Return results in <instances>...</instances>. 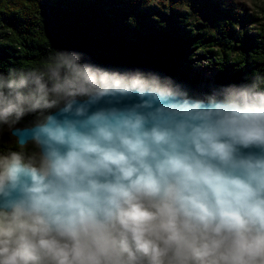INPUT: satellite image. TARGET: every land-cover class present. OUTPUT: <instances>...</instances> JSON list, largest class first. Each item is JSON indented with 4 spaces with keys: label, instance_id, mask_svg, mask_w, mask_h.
I'll use <instances>...</instances> for the list:
<instances>
[{
    "label": "clouds",
    "instance_id": "1",
    "mask_svg": "<svg viewBox=\"0 0 264 264\" xmlns=\"http://www.w3.org/2000/svg\"><path fill=\"white\" fill-rule=\"evenodd\" d=\"M5 131L0 264H264V76L193 94L58 52L0 73Z\"/></svg>",
    "mask_w": 264,
    "mask_h": 264
},
{
    "label": "trees",
    "instance_id": "2",
    "mask_svg": "<svg viewBox=\"0 0 264 264\" xmlns=\"http://www.w3.org/2000/svg\"><path fill=\"white\" fill-rule=\"evenodd\" d=\"M262 16L220 0H0V73L42 69L58 52L114 69H142L186 86L207 59L213 89L264 76ZM257 23L255 30L251 25ZM26 116L17 126H26ZM4 132L0 151L15 149Z\"/></svg>",
    "mask_w": 264,
    "mask_h": 264
},
{
    "label": "rangeland",
    "instance_id": "3",
    "mask_svg": "<svg viewBox=\"0 0 264 264\" xmlns=\"http://www.w3.org/2000/svg\"><path fill=\"white\" fill-rule=\"evenodd\" d=\"M157 0H152L155 2ZM223 4H226L233 8L234 11L244 10L248 15L262 16L261 9L264 8V0H220ZM257 23L251 25V30H255ZM190 68L194 74H197L198 78L194 83L187 82L186 86L193 94H200L210 92L213 87L210 84H205L207 79H212V69L210 62L207 59H199V57H192L188 60Z\"/></svg>",
    "mask_w": 264,
    "mask_h": 264
},
{
    "label": "water",
    "instance_id": "4",
    "mask_svg": "<svg viewBox=\"0 0 264 264\" xmlns=\"http://www.w3.org/2000/svg\"><path fill=\"white\" fill-rule=\"evenodd\" d=\"M17 127L21 129V131L18 133V135L24 136L25 135V132L23 131V129L25 128V126H23V127L17 126ZM11 137H13V136H11ZM13 138L15 139V137H13Z\"/></svg>",
    "mask_w": 264,
    "mask_h": 264
}]
</instances>
